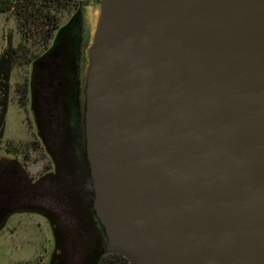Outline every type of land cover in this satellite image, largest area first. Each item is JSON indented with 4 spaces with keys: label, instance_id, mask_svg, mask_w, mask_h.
<instances>
[{
    "label": "water",
    "instance_id": "water-1",
    "mask_svg": "<svg viewBox=\"0 0 264 264\" xmlns=\"http://www.w3.org/2000/svg\"><path fill=\"white\" fill-rule=\"evenodd\" d=\"M96 4L86 50L74 15L29 64L56 171L32 180L5 152L0 230L39 198L47 264H264V0Z\"/></svg>",
    "mask_w": 264,
    "mask_h": 264
},
{
    "label": "rangeland",
    "instance_id": "rangeland-1",
    "mask_svg": "<svg viewBox=\"0 0 264 264\" xmlns=\"http://www.w3.org/2000/svg\"><path fill=\"white\" fill-rule=\"evenodd\" d=\"M97 1L88 0L82 3V9L79 12L82 18L84 50L91 42L94 33L92 30L97 22L96 18L99 13ZM70 14L66 13L61 17V25L68 21L72 16ZM22 29L11 12H0V54L9 45L15 47L22 43L31 47V40L26 38L23 34L26 31ZM36 52L40 55L42 51L37 49ZM30 76V65L22 58L18 59L11 77L10 104L6 116L5 132L0 140V159L5 156L9 146L17 148L18 160L26 167L29 178L36 180L47 169L48 159L51 157L41 141V136L37 133L38 126L29 109V92L27 104L21 103L18 86L24 84L25 81L29 84ZM55 129H58L57 126ZM56 135L55 132L53 137L46 138L48 144L54 149L57 147L56 141L58 142V135ZM35 201L39 202L40 199L35 198ZM53 247V235L48 220L36 212L16 211L8 217L0 230V264H47Z\"/></svg>",
    "mask_w": 264,
    "mask_h": 264
},
{
    "label": "trees",
    "instance_id": "trees-1",
    "mask_svg": "<svg viewBox=\"0 0 264 264\" xmlns=\"http://www.w3.org/2000/svg\"><path fill=\"white\" fill-rule=\"evenodd\" d=\"M88 0H0V12H11L17 19L23 34L31 40V47L19 43L7 46L0 54V140L6 126V116L10 104L11 77L15 62L22 58L29 64L36 56L35 51H46L57 30L61 27V17L68 13L79 15L82 3ZM70 14V15H71ZM69 15V16H70ZM22 29V30H23ZM35 48L34 50H31ZM32 52V55H31ZM41 52V53H42ZM21 103L27 104V81L18 86ZM9 146L6 150L17 154V148ZM26 169V167H25ZM27 170V169H26ZM99 264H131L121 254L104 255Z\"/></svg>",
    "mask_w": 264,
    "mask_h": 264
},
{
    "label": "flooded vegetation",
    "instance_id": "flooded-vegetation-1",
    "mask_svg": "<svg viewBox=\"0 0 264 264\" xmlns=\"http://www.w3.org/2000/svg\"><path fill=\"white\" fill-rule=\"evenodd\" d=\"M30 64V63H29ZM29 90V86H28V84H27V91ZM27 97H28V94H27ZM71 103H73V101H72V99L70 98V97H68L67 98V100H66V104H65V108L67 109V111H69L70 112V104ZM69 115V114H68ZM70 120V115H69V119H68V121ZM70 124V123H69ZM71 127L69 128L70 129V131H71V134H72V132H73V127H72V125H70ZM39 131H40V134H41V132H42V130H41V128L39 127ZM72 137H73V135H72ZM41 141H42V143H43V145H44V141H43V139H42V137H41ZM54 159L53 158H50V159H48V164H47V169H45L42 173H41V175H39V177H38V179H44V178H50V180H51V178H52V176H54V173H55V171H56V166H55V164H54ZM47 184H46V187H45V189L47 190V187H48V185H50V182L49 181H45ZM21 205H23V206H29V207H34L35 209H36V211H33V212H36V213H38L39 215H41L43 218H46L47 220H48V218H47V216H45V214H47V213H51V211H53L52 210V203H50V200H49V202L48 201H46V200H40L39 202H36V203H22ZM90 205H91V202H90V200H87V202L85 201V205H84V210H86V208L88 207V208H90ZM89 211H90V209H88V214H89ZM44 212V213H43ZM41 213H43V214H41ZM90 214L92 215V213L90 212ZM48 223H49V220H48Z\"/></svg>",
    "mask_w": 264,
    "mask_h": 264
}]
</instances>
